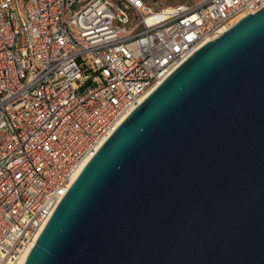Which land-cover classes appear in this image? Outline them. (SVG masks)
<instances>
[{
    "label": "water",
    "instance_id": "1",
    "mask_svg": "<svg viewBox=\"0 0 264 264\" xmlns=\"http://www.w3.org/2000/svg\"><path fill=\"white\" fill-rule=\"evenodd\" d=\"M22 264H264V5L126 114Z\"/></svg>",
    "mask_w": 264,
    "mask_h": 264
},
{
    "label": "built area",
    "instance_id": "2",
    "mask_svg": "<svg viewBox=\"0 0 264 264\" xmlns=\"http://www.w3.org/2000/svg\"><path fill=\"white\" fill-rule=\"evenodd\" d=\"M262 5L0 0V264L16 263L86 161L152 88Z\"/></svg>",
    "mask_w": 264,
    "mask_h": 264
},
{
    "label": "bare ground",
    "instance_id": "3",
    "mask_svg": "<svg viewBox=\"0 0 264 264\" xmlns=\"http://www.w3.org/2000/svg\"><path fill=\"white\" fill-rule=\"evenodd\" d=\"M153 89V88H152ZM151 89V90H152ZM150 90V91H151ZM124 118V117H123ZM87 162V161H86ZM84 166V165H83ZM81 167V166H80ZM81 170V169H80ZM78 175V174H77ZM76 175V176H77ZM76 176H75V178H76ZM74 178V179H75ZM73 179V180H74ZM73 182V181H72ZM70 186V185H69ZM37 236V235H36ZM36 236H34L33 237V239L32 240H30V242L28 243V245L26 246V248L21 252V254L19 255V257H18V259H17V261H16V263L15 264H22L23 263V261H24V259H25V256H26V254H27V252L29 251V249H30V247L33 245V243H34V241H35V238H36Z\"/></svg>",
    "mask_w": 264,
    "mask_h": 264
},
{
    "label": "rangeland",
    "instance_id": "4",
    "mask_svg": "<svg viewBox=\"0 0 264 264\" xmlns=\"http://www.w3.org/2000/svg\"><path fill=\"white\" fill-rule=\"evenodd\" d=\"M144 1H146V2H158V3L167 4V3H171V2H174V1H177V0H144ZM178 1H189V2H191V1H194V0H178Z\"/></svg>",
    "mask_w": 264,
    "mask_h": 264
}]
</instances>
